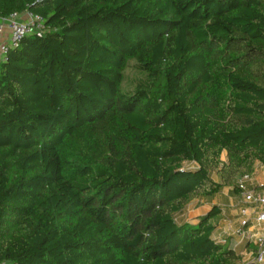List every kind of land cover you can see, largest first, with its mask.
<instances>
[{
    "label": "trees",
    "instance_id": "16d2710c",
    "mask_svg": "<svg viewBox=\"0 0 264 264\" xmlns=\"http://www.w3.org/2000/svg\"><path fill=\"white\" fill-rule=\"evenodd\" d=\"M25 13L46 31L0 64V263L240 264L219 207L179 217L264 167V0H0Z\"/></svg>",
    "mask_w": 264,
    "mask_h": 264
},
{
    "label": "built area",
    "instance_id": "2783aa9c",
    "mask_svg": "<svg viewBox=\"0 0 264 264\" xmlns=\"http://www.w3.org/2000/svg\"><path fill=\"white\" fill-rule=\"evenodd\" d=\"M25 14L26 21H20L21 15L17 14L0 18V35L5 27L8 31L7 39L0 42V64L8 61L11 49L18 47L25 38H43L46 31L43 19L30 13ZM252 176L240 178L236 183L241 199V218L233 236H237L240 242L247 241L252 245V250H247L244 255L248 257L245 264H264V189L249 188Z\"/></svg>",
    "mask_w": 264,
    "mask_h": 264
},
{
    "label": "crops",
    "instance_id": "0c3cea01",
    "mask_svg": "<svg viewBox=\"0 0 264 264\" xmlns=\"http://www.w3.org/2000/svg\"><path fill=\"white\" fill-rule=\"evenodd\" d=\"M20 21H26V14L20 16ZM8 37L6 27L0 35V42ZM249 188H264V167L257 165L253 173ZM213 207H219L222 210V219L217 223L215 236L227 243L232 242L236 247H240L241 262L244 261L246 247L242 249L240 239L233 236L236 229L239 228L241 218V199L239 193L230 189H224L219 195L212 199L195 200L190 203L179 217L180 222L196 223L197 218L206 215Z\"/></svg>",
    "mask_w": 264,
    "mask_h": 264
},
{
    "label": "rangeland",
    "instance_id": "374dc122",
    "mask_svg": "<svg viewBox=\"0 0 264 264\" xmlns=\"http://www.w3.org/2000/svg\"><path fill=\"white\" fill-rule=\"evenodd\" d=\"M137 79V75L134 71H132L131 69H128L126 72V79L123 83V88L126 90H131L133 87V83L135 82V80ZM248 257L245 256L244 257V261L241 264H245L247 263Z\"/></svg>",
    "mask_w": 264,
    "mask_h": 264
}]
</instances>
